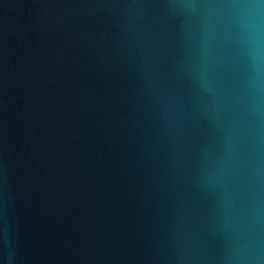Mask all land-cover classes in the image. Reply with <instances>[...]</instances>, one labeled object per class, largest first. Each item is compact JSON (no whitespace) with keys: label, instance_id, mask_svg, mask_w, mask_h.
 Here are the masks:
<instances>
[{"label":"water","instance_id":"water-1","mask_svg":"<svg viewBox=\"0 0 264 264\" xmlns=\"http://www.w3.org/2000/svg\"><path fill=\"white\" fill-rule=\"evenodd\" d=\"M237 5L0 0V264H264Z\"/></svg>","mask_w":264,"mask_h":264},{"label":"clouds","instance_id":"clouds-1","mask_svg":"<svg viewBox=\"0 0 264 264\" xmlns=\"http://www.w3.org/2000/svg\"><path fill=\"white\" fill-rule=\"evenodd\" d=\"M238 20L244 34L258 46L264 36V0H238Z\"/></svg>","mask_w":264,"mask_h":264}]
</instances>
